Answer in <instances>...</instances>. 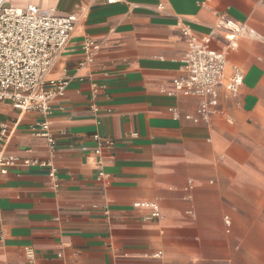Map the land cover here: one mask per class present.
Wrapping results in <instances>:
<instances>
[{"label":"crops","instance_id":"crops-1","mask_svg":"<svg viewBox=\"0 0 264 264\" xmlns=\"http://www.w3.org/2000/svg\"><path fill=\"white\" fill-rule=\"evenodd\" d=\"M9 3L77 21L46 77L69 80L50 113L0 100V148L48 160L60 177L56 189L47 167L0 173V264H264V0ZM221 17L255 37L227 54L225 75L243 72L238 94L220 86L218 112L195 123L185 115L203 98L168 91L186 76L184 29L221 51ZM43 119L55 149L31 133ZM96 135L114 141L101 156ZM137 202L157 203L161 216Z\"/></svg>","mask_w":264,"mask_h":264},{"label":"built area","instance_id":"built-area-1","mask_svg":"<svg viewBox=\"0 0 264 264\" xmlns=\"http://www.w3.org/2000/svg\"><path fill=\"white\" fill-rule=\"evenodd\" d=\"M11 0H0V100L10 101L20 111L35 110L47 116L50 113V102L62 98L69 84L67 78L46 80L56 53L69 42L75 29L77 15H57L52 11L40 10L29 6L24 10L8 4ZM112 1V0H109ZM7 4V5H6ZM225 39L221 51L210 47L212 37L204 36L202 40L190 35V49L183 59L186 76L173 80L170 95L178 93L183 96L200 97L203 102L195 115L187 114V120L199 123L208 122L218 110V88L225 86L230 93L237 95L243 81V72L238 66L233 67L231 75L226 76L227 54L236 50L242 37L254 38L255 33L245 23L221 17L214 28ZM87 49L96 50L99 45L92 40L85 42ZM97 110V109H95ZM177 117V115H176ZM34 136L46 138L49 146L55 149L57 141L52 134L47 119L38 121L31 128ZM9 130L6 125L0 126V141H6ZM98 146L95 155H103L104 150L110 151L114 141L108 137L95 136ZM41 166L49 168V177L53 187H60L57 168L48 160L23 158L6 153L0 148V173L19 165ZM100 176L104 171L100 170ZM136 207L152 208L149 218L161 216L157 203L137 202ZM148 219V218H147ZM227 223L230 220L227 219ZM26 255L34 260L36 252L33 247L26 248Z\"/></svg>","mask_w":264,"mask_h":264},{"label":"rangeland","instance_id":"rangeland-1","mask_svg":"<svg viewBox=\"0 0 264 264\" xmlns=\"http://www.w3.org/2000/svg\"><path fill=\"white\" fill-rule=\"evenodd\" d=\"M21 1H22V0H15V1L12 0V3L19 4ZM10 2H11V1H10ZM8 4H10V3H8ZM6 5H7V4H6Z\"/></svg>","mask_w":264,"mask_h":264}]
</instances>
